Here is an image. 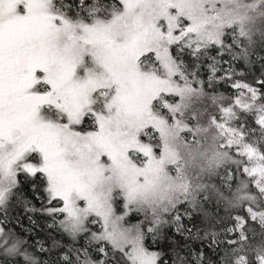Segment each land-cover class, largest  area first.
<instances>
[{
	"label": "snow or ice",
	"instance_id": "snow-or-ice-1",
	"mask_svg": "<svg viewBox=\"0 0 264 264\" xmlns=\"http://www.w3.org/2000/svg\"><path fill=\"white\" fill-rule=\"evenodd\" d=\"M0 264H264V0H0Z\"/></svg>",
	"mask_w": 264,
	"mask_h": 264
},
{
	"label": "trees",
	"instance_id": "trees-1",
	"mask_svg": "<svg viewBox=\"0 0 264 264\" xmlns=\"http://www.w3.org/2000/svg\"><path fill=\"white\" fill-rule=\"evenodd\" d=\"M23 223H24V225L25 226H27L28 225V221H27V219H25L24 221H23ZM43 236H44V234L42 233V232H37V237L36 238H43Z\"/></svg>",
	"mask_w": 264,
	"mask_h": 264
}]
</instances>
